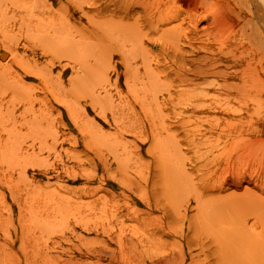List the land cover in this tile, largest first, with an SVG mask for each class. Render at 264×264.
<instances>
[{"label":"rangeland","instance_id":"374dc122","mask_svg":"<svg viewBox=\"0 0 264 264\" xmlns=\"http://www.w3.org/2000/svg\"><path fill=\"white\" fill-rule=\"evenodd\" d=\"M260 120L264 0H0V264H264Z\"/></svg>","mask_w":264,"mask_h":264},{"label":"bare ground","instance_id":"6f19581e","mask_svg":"<svg viewBox=\"0 0 264 264\" xmlns=\"http://www.w3.org/2000/svg\"><path fill=\"white\" fill-rule=\"evenodd\" d=\"M147 12V11H146ZM155 17V16H154ZM235 51V50H234ZM238 51V50H237ZM254 52V51H253ZM247 54V53H246ZM237 56V55H236ZM197 57V56H196ZM207 57V56H206ZM238 59V58H237ZM246 61V60H245ZM196 63V62H195ZM209 65V64H208ZM224 66V65H223ZM240 73V72H239ZM229 78V77H228ZM241 80V79H239ZM257 88V87H256ZM191 89H194V88H191ZM259 90V89H258ZM186 91V89H185ZM192 92V91H191ZM189 92V93H191ZM220 92V91H219ZM258 92V91H257ZM195 93V92H194ZM204 93V92H203ZM202 93V94H203ZM259 93V92H258ZM254 94V92H253ZM252 94V96H253ZM191 95H194V94H191ZM199 95V94H198ZM224 95V94H223ZM200 96V95H199ZM196 97V96H195ZM203 97V96H202ZM205 97V96H204ZM208 101V100H207ZM201 103V102H200ZM215 103V102H214ZM218 103V101L216 102ZM199 108V107H198ZM233 111V109H232ZM231 111V112H232ZM186 115V114H185ZM237 119H241L239 117H237ZM226 121V120H225ZM239 121L238 120L237 122H233L231 123V129L232 130H236V131H240L241 128H238V127H241V125H239ZM228 122H230L228 120ZM253 123L252 126H251V130L256 133L258 136H255V138H245V139H242L241 140V144L239 145V151L237 153H243V148L245 147L246 149V152L247 154H250L252 153L253 155H256L254 157H257L258 155L257 154H264V136H261V133L259 134L260 130H264V120H260V121H257V122H251ZM182 125V124H181ZM262 126V128H260ZM245 133H248L247 131ZM193 134V133H192ZM157 137V136H156ZM249 140V141H248ZM236 142V141H235ZM251 143H253V145L257 148H259L258 151H260L261 153H257V149L254 150L255 148H252L253 146H251ZM243 146V147H242ZM252 151V152H250ZM253 151H256V153H253ZM245 154V156L247 155L245 152L243 153ZM236 156V159L239 160V156L240 154L238 155H235ZM242 157V156H241ZM244 157V155H243ZM229 158V157H228ZM247 159V158H246ZM236 160V161H237ZM235 161V162H236ZM227 163V162H226ZM260 163V162H259ZM259 165V164H258ZM264 166V165H262ZM224 172H221L220 175H222L223 177V180H226L225 182L230 185V186H234V187H237L239 185H241L242 182H246L247 184H252L254 187H261V189H264V181H261L257 178H252L251 176L249 175H246L245 173V170L240 167L239 165L236 166L235 164H228L227 166L224 167L223 169ZM216 183V182H215ZM223 186V185H222ZM257 200V199H256ZM262 210H264V208H262ZM257 215H261V216H258L256 217L255 219H253V221L250 223V226H254V230L252 229L251 231V234H249V232H247L248 230L245 229V225H243V223L241 224L243 227H244V232L243 233V238L247 235H249V239L248 242L250 243V245H253L255 248H257L258 250V253H260L259 251H264V247H261V246H264V211H262V214H258ZM239 224V223H238ZM238 226V225H236ZM240 226H238L239 228ZM237 228V227H236ZM246 230V231H245ZM241 231V230H240ZM240 234V233H239ZM246 240V238H244ZM247 241V240H246ZM247 242V243H248ZM248 243V244H249ZM252 243V244H251ZM256 250V249H255ZM165 260V259H164ZM166 262V261H165ZM162 263V262H161Z\"/></svg>","mask_w":264,"mask_h":264}]
</instances>
